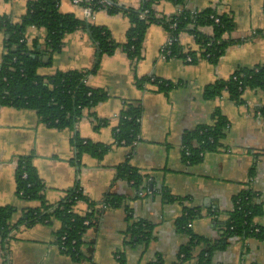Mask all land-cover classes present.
Here are the masks:
<instances>
[{"label":"crops","instance_id":"obj_1","mask_svg":"<svg viewBox=\"0 0 264 264\" xmlns=\"http://www.w3.org/2000/svg\"><path fill=\"white\" fill-rule=\"evenodd\" d=\"M28 1L0 0V14L18 21L26 12ZM111 1L137 8L143 0ZM84 6L73 0L59 2L62 12L104 25L117 42H126L130 20L125 13L101 8L87 14ZM185 6L195 10L211 7L231 16L235 27L226 36L236 41L217 63L206 58L190 63L181 57L162 55L169 33L162 24L152 23L138 60H132L120 46L113 54L103 55L97 71L87 77L89 85L108 93L107 99L92 109L108 123L97 126V120L85 112L74 128L58 129L43 122L33 109L0 103V205H14L13 222L20 219L24 208L40 205L37 200L27 201L16 194L15 171L21 155L33 156L49 202L59 201L76 186L97 202L108 192L123 198L120 206L104 209L97 222L88 227L82 258L75 259L61 251L56 242L61 223L54 220L14 228L7 243L10 264H120L122 255V264H196L203 246L193 249L191 256L182 257L180 249L188 243L189 235L175 227V219L185 206L201 209L203 216L191 221V229L211 241L220 237L222 223L233 209V198L243 189L256 192L264 209V119L256 114L264 105V89H245L242 104H237L227 92L212 99L204 97L208 84L228 79L239 67L264 63V0H185ZM153 7L159 15H170L180 8L172 0H156ZM204 30L211 33L212 28ZM27 37L29 41L43 42L46 29L31 27ZM179 43L185 50L198 48L188 31L180 33ZM3 53L4 36L0 31V61ZM95 59L96 48L88 32L78 29L65 34L62 49L45 57L38 72L50 75L59 69L92 68ZM145 75L178 83L168 92L158 90L151 82L139 86L137 79ZM128 101H135L142 109L140 139L135 146L114 144L101 158L83 153L81 163H73L74 134L94 142L112 143L114 126ZM217 109L228 119L223 147L207 152L196 164H187L182 158L184 133L199 124L213 123ZM126 160L183 200L167 202L152 192L134 198L130 183L117 178V167ZM88 209L85 200L77 201L74 208L80 214ZM129 209L135 218L155 223L153 237L147 244L124 245L125 231L131 222L127 219ZM213 211L216 214L210 213ZM255 220L264 224V212ZM228 240L225 246L214 250L211 264H264V238ZM4 252L0 243V264L5 260Z\"/></svg>","mask_w":264,"mask_h":264},{"label":"trees","instance_id":"obj_2","mask_svg":"<svg viewBox=\"0 0 264 264\" xmlns=\"http://www.w3.org/2000/svg\"><path fill=\"white\" fill-rule=\"evenodd\" d=\"M155 1L143 0L137 8H126L114 1L103 4L100 0H84L83 4L90 6L91 11L104 8L110 13L122 11L128 16L130 26L124 43L117 42L106 26L80 19L73 13L62 12L59 8L60 0H29L26 12L18 21L13 20L8 14H0V31L4 36V53L0 61V103L16 108L33 109L43 122L58 129L74 128L85 112L92 115L98 122L97 126H100L108 123V120L97 116L92 109L106 100L108 93L103 88L89 85L87 77L97 71L103 55L113 54L120 46L132 60H138L142 56L145 33L152 23L162 24L174 35V39L164 51L166 57H181L190 63H195L200 58L217 63L227 47L236 41L226 36L235 27L233 18L228 14L218 13L211 7L195 10L187 8L185 0H172L180 7L179 10L170 15H159L153 7ZM31 27L46 29L43 42L38 39L29 41L27 33ZM206 27L212 28L211 33L205 32ZM78 29L87 31L95 45L94 66L59 69L50 75L40 74L38 68L44 63L45 57L50 58L53 53L60 51L65 34ZM182 31H188L194 36L197 49H184L179 43ZM146 82L157 85V89L163 92H168L178 83L151 75L137 79L139 86ZM247 88L264 89V63L252 67H239L228 79L208 84L204 97L212 99L227 92L232 100L242 104V95ZM141 111L140 104L135 101L126 103L125 108L119 113L117 125L114 126L112 143L94 142L76 132L72 138L76 150L73 163L80 164L83 153L101 158L114 144H124L133 148L140 139ZM256 114L264 119V105L257 109ZM227 127V117L217 109L213 123L199 124L187 130L183 136V161L187 164H196L207 152L221 149ZM117 178L130 183L135 190L134 198L146 196L152 191V194L158 193L167 202L183 200L182 197L172 194L165 186H158L152 175L142 173L129 163V160L118 165ZM15 182L19 198L27 201L37 200L40 205L24 208L17 222H13L16 210L14 205H0V243L5 249L3 264H10L7 243L14 228L22 224L32 226L35 223H52L54 220L61 223L56 237L61 251L75 259L82 258L81 247L88 227L97 222L104 209L118 207L123 203L122 196L110 192L99 202L91 200L79 186L71 188L57 202L47 201L44 195L45 184L33 164L32 155L18 157ZM257 197L260 196L251 188L243 189L235 195L233 209L220 228V237L213 241L192 232L189 224L195 218L203 216V213L199 207L185 206L175 219L177 231L189 235L188 243L180 249L182 257L191 256L192 250L202 245L196 264H211L214 250L229 243L228 239L247 236L264 238V224L255 220L264 212L263 202H257L255 200ZM79 200H85L89 206L84 214L74 210ZM102 204L107 205V208L100 206ZM210 213L216 214L215 211ZM127 219L131 222L125 231L127 239L124 245L147 244L153 237L155 223L146 218H135L131 209L128 211ZM86 220H89V224ZM119 262L120 264L124 262L123 255L120 256Z\"/></svg>","mask_w":264,"mask_h":264},{"label":"built area","instance_id":"obj_3","mask_svg":"<svg viewBox=\"0 0 264 264\" xmlns=\"http://www.w3.org/2000/svg\"><path fill=\"white\" fill-rule=\"evenodd\" d=\"M87 1H92V0H87ZM100 1H101L103 4H108V3H110V0H100ZM73 2H75V3H82V4H83L84 0H73ZM84 7H85V10H86V13H87V14H89L90 12H92L90 6L85 5ZM216 20H217V19H216ZM168 33H169V38H168L167 42L164 44L163 49H162V55H163L164 57H166V54H165V52H164L165 49L168 47V45H169V44L172 42V40L174 39V35H173L172 33H170V32H168ZM189 59H190V58H189ZM150 192H152V191H150ZM150 192H149V193H150ZM255 200H256L257 202H261V201H262L260 197L255 198ZM100 206H102V207H104V208H107V205H105V204H102V205H100ZM86 223L89 224V220H86ZM189 225L191 226V223H190Z\"/></svg>","mask_w":264,"mask_h":264},{"label":"water","instance_id":"obj_4","mask_svg":"<svg viewBox=\"0 0 264 264\" xmlns=\"http://www.w3.org/2000/svg\"><path fill=\"white\" fill-rule=\"evenodd\" d=\"M111 1V0H110ZM112 2V1H111ZM47 57V56H46Z\"/></svg>","mask_w":264,"mask_h":264}]
</instances>
